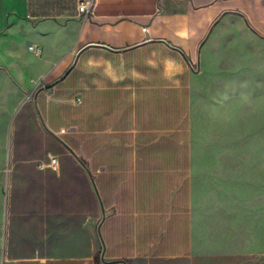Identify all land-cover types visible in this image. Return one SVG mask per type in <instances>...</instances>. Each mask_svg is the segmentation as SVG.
<instances>
[{"label":"crops","instance_id":"0c3cea01","mask_svg":"<svg viewBox=\"0 0 264 264\" xmlns=\"http://www.w3.org/2000/svg\"><path fill=\"white\" fill-rule=\"evenodd\" d=\"M2 1L0 78L13 90L0 122V264H264L249 104L211 82L233 75L204 70L209 38L200 72L174 48L197 69L216 17L264 15V0L57 19Z\"/></svg>","mask_w":264,"mask_h":264},{"label":"rangeland","instance_id":"374dc122","mask_svg":"<svg viewBox=\"0 0 264 264\" xmlns=\"http://www.w3.org/2000/svg\"><path fill=\"white\" fill-rule=\"evenodd\" d=\"M89 7L96 9L101 5L122 11H144L153 7L160 8L161 0H86ZM6 2L0 0V7ZM231 10V9H230ZM239 10V9H238ZM227 11V10H224ZM222 11L216 19L224 12ZM243 13L245 11L241 10ZM250 24L264 35V15H247ZM120 17V16H119ZM215 19V20H216ZM258 19V20H257ZM214 20V21H215ZM257 20V21H256ZM213 21V22H214ZM212 22V23H213ZM211 44L207 48L208 58L204 70L208 72H223L233 75L229 80H212L214 83H224L227 87L239 89V97L249 104V116H253L255 127V155H264V38L254 33L245 23L242 16L227 13L216 25L209 37ZM35 55L34 53L31 56ZM214 56H220L221 64H216ZM197 61L195 59V67ZM243 77V78H241ZM248 77V79H246ZM12 85V82H10ZM248 87V94L241 95L242 87ZM10 88V89H8ZM246 89V88H245ZM12 86L8 85L7 76L0 78V122L5 119L2 110L12 97ZM9 91V95H4ZM4 93V94H3ZM4 114V116H3ZM11 116V115H10ZM11 117L8 118L10 122ZM8 144L0 145V152L7 150Z\"/></svg>","mask_w":264,"mask_h":264},{"label":"trees","instance_id":"16d2710c","mask_svg":"<svg viewBox=\"0 0 264 264\" xmlns=\"http://www.w3.org/2000/svg\"><path fill=\"white\" fill-rule=\"evenodd\" d=\"M82 1L84 0H30L29 3L32 16L57 19L61 16L84 15L85 13L79 11V4Z\"/></svg>","mask_w":264,"mask_h":264},{"label":"water","instance_id":"95a60500","mask_svg":"<svg viewBox=\"0 0 264 264\" xmlns=\"http://www.w3.org/2000/svg\"><path fill=\"white\" fill-rule=\"evenodd\" d=\"M227 13H234V14H238L240 16L243 17V19L245 20V23L247 24V26L254 32L256 33L258 36H260L261 38H264V35L260 34L249 22L247 16L242 13L241 11H238V10H227V11H224L214 22L213 24L211 25L206 37L203 39V41L201 42L200 46H199V50H198V59H197V69H195L190 61L188 60V58L186 57L185 53L182 51V49L178 48V47H174L176 50H178L179 52H181L184 57L187 59L191 69L193 71H196V72H200L201 70V50H202V46L203 44L207 41V39L210 37L212 31L214 30V28L216 27V25L224 18V16L227 14ZM166 42V41H165ZM167 43V42H166ZM170 45V44H169ZM111 211L110 210H105L103 208V218H106L108 216V214L110 213ZM102 260L104 261V254H102ZM124 264H127L126 262H123Z\"/></svg>","mask_w":264,"mask_h":264},{"label":"built area","instance_id":"2783aa9c","mask_svg":"<svg viewBox=\"0 0 264 264\" xmlns=\"http://www.w3.org/2000/svg\"><path fill=\"white\" fill-rule=\"evenodd\" d=\"M79 11L85 14H88L91 11V8L89 7V3L86 0L82 1L79 4ZM29 49L37 56H41L43 54V48L39 45L31 44L29 46ZM55 162H56V159L53 158L52 163H55Z\"/></svg>","mask_w":264,"mask_h":264}]
</instances>
